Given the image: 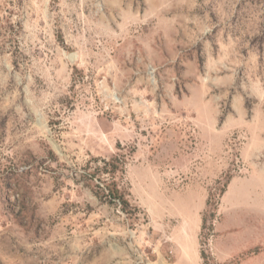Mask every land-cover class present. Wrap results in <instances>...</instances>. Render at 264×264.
Masks as SVG:
<instances>
[{"label":"rangeland","instance_id":"obj_1","mask_svg":"<svg viewBox=\"0 0 264 264\" xmlns=\"http://www.w3.org/2000/svg\"><path fill=\"white\" fill-rule=\"evenodd\" d=\"M197 256L264 264V0H0V264Z\"/></svg>","mask_w":264,"mask_h":264},{"label":"crops","instance_id":"obj_2","mask_svg":"<svg viewBox=\"0 0 264 264\" xmlns=\"http://www.w3.org/2000/svg\"><path fill=\"white\" fill-rule=\"evenodd\" d=\"M217 241V240H216ZM225 245L226 244H224V242H222V240H219L218 242H215V245L214 246H218L217 248H222L223 250L226 248L225 247ZM229 247V246H228ZM236 247H238V246H230L229 248H227L226 249V251H225V253L227 254V255H231L232 253L231 252H233L234 251V249L236 248ZM195 248H194V245H193V250H194ZM192 250V252H195V251H193ZM233 250V251H232ZM196 253V252H195ZM198 257V256H197ZM198 260H199V257L197 258V260L195 261V258H193L192 259V262H191V264H195V262L197 263L198 262Z\"/></svg>","mask_w":264,"mask_h":264},{"label":"water","instance_id":"obj_3","mask_svg":"<svg viewBox=\"0 0 264 264\" xmlns=\"http://www.w3.org/2000/svg\"><path fill=\"white\" fill-rule=\"evenodd\" d=\"M69 60L72 61L73 60V55H69Z\"/></svg>","mask_w":264,"mask_h":264},{"label":"trees","instance_id":"obj_4","mask_svg":"<svg viewBox=\"0 0 264 264\" xmlns=\"http://www.w3.org/2000/svg\"><path fill=\"white\" fill-rule=\"evenodd\" d=\"M202 253H203V252H202ZM202 255L204 256V260H205L204 262H206V255H205L204 253H203Z\"/></svg>","mask_w":264,"mask_h":264},{"label":"bare ground","instance_id":"obj_5","mask_svg":"<svg viewBox=\"0 0 264 264\" xmlns=\"http://www.w3.org/2000/svg\"><path fill=\"white\" fill-rule=\"evenodd\" d=\"M70 57V56H69Z\"/></svg>","mask_w":264,"mask_h":264}]
</instances>
